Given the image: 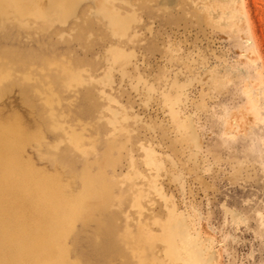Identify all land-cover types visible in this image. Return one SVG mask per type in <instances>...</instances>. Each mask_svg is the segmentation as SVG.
<instances>
[{
    "label": "rangeland",
    "instance_id": "374dc122",
    "mask_svg": "<svg viewBox=\"0 0 264 264\" xmlns=\"http://www.w3.org/2000/svg\"><path fill=\"white\" fill-rule=\"evenodd\" d=\"M26 1L0 0V124L31 135L39 178L13 180L28 205L60 182L55 264H189L169 258L176 229L209 264H264V0H78L65 17ZM24 248L0 233V264H33Z\"/></svg>",
    "mask_w": 264,
    "mask_h": 264
},
{
    "label": "bare ground",
    "instance_id": "6f19581e",
    "mask_svg": "<svg viewBox=\"0 0 264 264\" xmlns=\"http://www.w3.org/2000/svg\"><path fill=\"white\" fill-rule=\"evenodd\" d=\"M9 1L13 4V9L18 11V13L19 11H24L30 4L26 0ZM34 1L37 2L38 0ZM76 1L78 2V0H48V7L49 9L55 8L54 10L60 12L62 17H65L73 12ZM38 2L40 3V1ZM37 6L39 5L37 4ZM37 8L36 10L33 8L35 10L33 14L42 18V14L45 11L42 12V7ZM46 9L48 8L46 7ZM117 16L118 14L114 15L112 19L116 21ZM60 69H62V73L64 72V77L68 79V83L66 81L67 84H77L82 80L77 73L67 67L62 66ZM49 72L47 76L51 82L54 81V78L57 80L62 74L56 72V75L53 76L50 70ZM6 74L8 75V73ZM50 75L53 77L51 76L52 78H50ZM4 77V74L0 75V81ZM81 82L83 83V81ZM46 101H48V98ZM78 134L72 129V132L68 134V142L84 153L86 149L81 147V136ZM33 135L39 136V133L32 132ZM29 137L31 135L16 121L0 124V165L3 172L9 171L4 176L0 175V222L2 223H0V233L4 236L7 243H22L25 246L22 250L25 254L21 255L22 261L24 259L28 263L34 261L33 264H55L60 242L58 238L64 233L72 218L65 210L61 211L63 191L57 177L55 179L54 177L42 176L40 181L39 179L37 180L36 185L31 186L34 191H37L36 201L31 205L27 204L25 193L22 191L25 188H19L20 186H17L18 183L13 181L16 178V174L19 176L23 172L28 174L33 171V164L24 160V146L28 142ZM16 171L19 172L16 173ZM33 172L35 177L39 178L36 174L37 171L34 170ZM84 176V183L90 187V182H92V176L94 175L86 173ZM95 177L100 181L102 179L101 175H95ZM15 191L17 192L15 193ZM174 236L177 237L180 243V250H178L176 256L168 253L171 260H183L189 264H209V259L204 249L185 231L176 229ZM137 242L147 249L151 248V244L142 234H138ZM153 259L155 264H164L160 261L158 262L159 259L154 256Z\"/></svg>",
    "mask_w": 264,
    "mask_h": 264
}]
</instances>
